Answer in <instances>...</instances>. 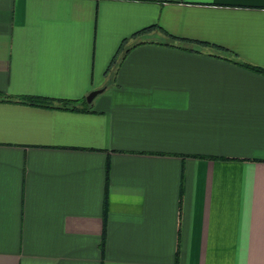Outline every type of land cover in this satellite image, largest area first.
I'll return each instance as SVG.
<instances>
[{"label": "crops", "instance_id": "0c3cea01", "mask_svg": "<svg viewBox=\"0 0 264 264\" xmlns=\"http://www.w3.org/2000/svg\"><path fill=\"white\" fill-rule=\"evenodd\" d=\"M264 0H0V264H264ZM3 97V96H2Z\"/></svg>", "mask_w": 264, "mask_h": 264}, {"label": "trees", "instance_id": "16d2710c", "mask_svg": "<svg viewBox=\"0 0 264 264\" xmlns=\"http://www.w3.org/2000/svg\"><path fill=\"white\" fill-rule=\"evenodd\" d=\"M235 62H238L239 64L259 71L261 73H264V67L253 64L244 60H234ZM3 96V97H2ZM0 99H6V100H13V101H19L24 103H30V104H38V105H54L57 101L59 103V106L65 107V108H80L77 106L78 104H81V108H87L89 106V103L86 101V97H82L78 100H68V99H55L47 96H39V95H7L0 92Z\"/></svg>", "mask_w": 264, "mask_h": 264}, {"label": "water", "instance_id": "95a60500", "mask_svg": "<svg viewBox=\"0 0 264 264\" xmlns=\"http://www.w3.org/2000/svg\"><path fill=\"white\" fill-rule=\"evenodd\" d=\"M102 89L101 88H95L93 90H91L87 95H86V101L87 102H91L92 98L98 93L100 92Z\"/></svg>", "mask_w": 264, "mask_h": 264}]
</instances>
